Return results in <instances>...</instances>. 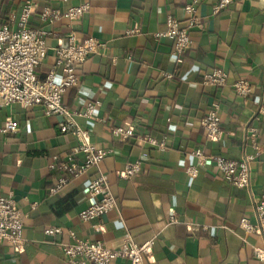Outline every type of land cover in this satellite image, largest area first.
I'll use <instances>...</instances> for the list:
<instances>
[{"label":"crops","instance_id":"crops-1","mask_svg":"<svg viewBox=\"0 0 264 264\" xmlns=\"http://www.w3.org/2000/svg\"><path fill=\"white\" fill-rule=\"evenodd\" d=\"M217 2L0 0V26L15 28L29 5L27 25L46 33V57L35 69L39 80L54 63L53 49L66 45L70 31L79 40L92 36L103 44L78 67L79 81L65 91L62 104L75 113L89 140L109 151L100 170L116 199V207L100 219L81 221L78 213L94 201L87 184L95 173L69 177L59 170L76 146L72 134L59 130L63 118L39 106L0 107V130L7 117L17 123L15 132L0 131V195L12 193L24 214L22 247L1 243L0 264H68L62 245L71 241L69 232L111 249L153 237L145 264H260L253 248L261 247L262 239L239 221L254 225L253 202L264 196V115L256 118L264 103V0H233L214 11ZM80 4L89 8L75 20L40 18L45 8L64 11ZM188 4L201 27L192 28L190 46L177 62L173 39L155 34L167 29L168 17L184 25ZM215 70L225 73V84L203 83V76ZM238 80L250 86L242 98L232 88ZM89 103L94 109L87 118L82 114ZM211 103L219 105L223 130L217 141L209 140L200 125ZM118 126L137 136L115 137L112 129ZM248 126L259 131L260 146L248 188L232 186L209 160L197 166L196 149L234 160L252 153ZM74 158L84 161L80 153ZM133 162L140 163L139 171L122 178L125 165ZM188 167H196V173H188ZM60 176L68 181L50 192ZM47 227L61 232L48 237ZM109 264L130 263L115 259Z\"/></svg>","mask_w":264,"mask_h":264},{"label":"built area","instance_id":"built-area-1","mask_svg":"<svg viewBox=\"0 0 264 264\" xmlns=\"http://www.w3.org/2000/svg\"><path fill=\"white\" fill-rule=\"evenodd\" d=\"M233 0H218L214 11L225 7ZM87 4L71 6L64 11L43 9L40 18L43 21L52 23L62 18L70 21L79 18L88 10ZM188 14V19L184 25L177 20L168 17L166 20L167 29L164 32L156 33L155 36L170 37L173 39L172 53L176 56V61L181 62V55L190 46L189 33L192 28L201 27L195 16L193 5L184 7ZM32 10L29 5L23 7L16 27L9 25L0 26V107L17 103L22 107L39 106L45 114L59 115L63 118L59 130L62 133H70L76 141V146L67 160L59 165V170L67 172L69 177L94 171V175L87 184L88 195L94 198L86 208L79 213V219L83 222L100 219L106 212L116 207V199L112 195L106 176L100 170V163L108 155L107 150L96 147L89 140L86 130L82 129L75 122V113L62 104V97L65 91L76 85L79 81L77 69L88 57L96 53L103 47V44L96 38L89 36L82 40L76 37L75 32L70 31L67 35V43L64 46H57L53 49L54 63L47 72L43 80L36 77L35 69L46 57L47 47L45 43L44 31L32 29L27 25ZM203 83L224 85L226 75L220 70L203 76ZM233 91L242 97L250 93L249 83L245 80H238L232 84ZM219 105L211 103L207 114L200 121L207 138L211 141L220 139L222 131L220 128V117L218 113ZM83 116L90 118L94 105H86ZM264 115V103L258 105L256 118ZM17 123L7 117L1 132H15ZM247 139L253 149L250 154L244 155L238 160L224 158L220 155H204L196 149L192 154L197 158V166H202L207 160L215 164V168L221 177L238 188H248L250 182L251 164L254 162L256 152L260 150L257 142L259 131L254 126H248ZM112 134L122 140L134 138L137 135L131 128L115 127ZM154 144L149 137H145ZM162 146V145H160ZM80 153L83 160L80 163L75 161L74 155ZM140 169L139 162L125 165L120 175L124 179H130ZM187 172L194 175L196 167H188ZM68 181V177L57 178L54 187L50 192L61 189ZM253 216L256 223L250 224L245 218H241L239 226L245 231H255L262 239L261 247L253 248V255L260 264H264V196L253 202ZM23 219L24 214L17 207L13 194L7 196L0 195V244L6 243L16 249H20L23 244ZM174 215L169 216V222H174ZM100 224H95L94 228L99 231ZM44 234L54 237L61 232L60 227H47ZM70 242L63 243L62 251L68 264H109L115 259H124L130 264H145L144 257L150 253L154 238H150L143 243L137 244L129 242L120 247L111 249L100 241H90L77 238L73 232H69Z\"/></svg>","mask_w":264,"mask_h":264}]
</instances>
